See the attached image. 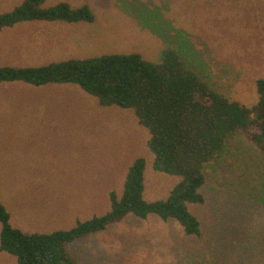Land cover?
<instances>
[{
	"label": "rangeland",
	"instance_id": "374dc122",
	"mask_svg": "<svg viewBox=\"0 0 264 264\" xmlns=\"http://www.w3.org/2000/svg\"><path fill=\"white\" fill-rule=\"evenodd\" d=\"M59 1L89 4L94 22L4 28L0 65L132 51L156 61L162 48L172 46L214 90L245 106L257 101L255 80L264 77V0L46 2ZM20 2L0 0V12ZM70 86L74 90L0 82V202L10 224L22 231L68 229L105 213L109 192L121 196L138 156L145 159V200L166 198L180 179L153 169L149 133L131 109L100 106ZM60 94H69L75 105ZM204 173L203 202L188 204L200 221L199 236L186 235L173 220L129 213L74 240L69 253L77 264H264V153L238 131ZM0 264H16V258L0 251Z\"/></svg>",
	"mask_w": 264,
	"mask_h": 264
},
{
	"label": "trees",
	"instance_id": "16d2710c",
	"mask_svg": "<svg viewBox=\"0 0 264 264\" xmlns=\"http://www.w3.org/2000/svg\"><path fill=\"white\" fill-rule=\"evenodd\" d=\"M46 1L21 0L0 12V30L34 20L69 24L95 20L87 3L74 7L66 1ZM11 81L33 86L73 83L94 96L100 106L131 109L149 133L147 147L153 155V169L180 178L166 198L145 200V159L138 156L128 167L121 196L109 192V210L51 232L13 227L0 202V250L15 256L16 264H77L68 251L70 243L106 230L129 213L138 218L154 214L162 221L173 220L186 235L199 236L200 221L188 204L204 200L200 189L205 166L238 131L264 153V77L255 80L257 101L245 106L214 90L198 72L186 67L172 46L162 48L156 61L132 51L69 57L37 66L0 65V82Z\"/></svg>",
	"mask_w": 264,
	"mask_h": 264
},
{
	"label": "crops",
	"instance_id": "0c3cea01",
	"mask_svg": "<svg viewBox=\"0 0 264 264\" xmlns=\"http://www.w3.org/2000/svg\"><path fill=\"white\" fill-rule=\"evenodd\" d=\"M34 21H37V22H43L44 20H34ZM34 21H25V22H34ZM48 22H50V21H48ZM21 23H23V22H21ZM53 23V22H52ZM18 24H20V23H18ZM17 25V24H16ZM15 26V25H14ZM11 27H13V26H11ZM11 27H9V28H11ZM4 28H7V27H4ZM3 28V29H4ZM2 30V29H1ZM0 30V33L2 32ZM16 30V29H15ZM12 30H10L9 32H11ZM43 32H44V30H43ZM6 34H8V31H6V32H4L3 34H1L0 36L1 37H3V35H6ZM39 53V52H38ZM47 63V62H46ZM43 64V63H42ZM40 65V64H39ZM12 66H14V65H12ZM17 66V65H16ZM26 66H29V65H26ZM31 66H37V65H31ZM48 84H54L55 86H58L60 89H62V90H70L71 91V89L72 90H74V88H72L70 85H75V86H77L78 88H80L78 85H76V84H73V83H48ZM45 85H47V84H45ZM33 86V85H32ZM41 86V85H40ZM81 89V88H80ZM59 92H61V91H59ZM79 90H78V95H79ZM63 98H64V100H70L71 101V103H72V105L74 106L75 105V103H76V101L77 100H74L73 98H69V94L67 95V94H60ZM67 95V96H66ZM79 97H81V92H80V96ZM78 102H79V100H78ZM53 231V230H52ZM25 232H29V231H25ZM51 232V231H50ZM39 233H43V232H39ZM1 251V250H0Z\"/></svg>",
	"mask_w": 264,
	"mask_h": 264
}]
</instances>
